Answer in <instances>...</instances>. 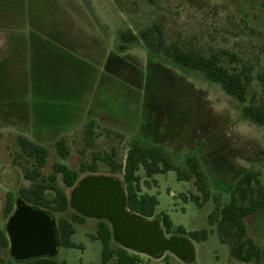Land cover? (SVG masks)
I'll return each mask as SVG.
<instances>
[{"label": "rangeland", "instance_id": "374dc122", "mask_svg": "<svg viewBox=\"0 0 264 264\" xmlns=\"http://www.w3.org/2000/svg\"><path fill=\"white\" fill-rule=\"evenodd\" d=\"M263 1L92 0L99 9L100 19L110 24L113 37L110 34L111 51L122 53L118 48L120 32L138 34L154 22H162L169 44L180 43L206 54L226 48L238 56V65H253L255 80L248 96H255L257 104H264V80L259 78V75L264 77ZM36 8L39 11L38 6ZM127 50L138 58L136 63L132 62L138 74L131 73V70H116L113 64L111 69H107L105 62L96 63L90 75H78L74 82L69 79L68 92L57 95L45 93L48 99H44L43 103L53 106L50 121L64 120L63 113L66 112H82V103L89 102L94 112L107 114L110 124L94 118L96 137L91 147L86 146L84 136L92 119L83 125L66 123V131L56 134L55 139L41 141L49 150L44 173H52L57 161L70 168H78L81 161L91 162L94 153L110 152L113 147L117 150L118 159L124 160L132 138L162 146L177 169L147 178L144 176L145 169L141 167L138 174L144 177L142 192L157 196V216L162 212L170 216L173 231L167 236L179 235V227H184L188 232L207 229L209 235L207 240L200 242L190 238L195 248L193 262L182 261L166 251L160 259L140 254L143 264H264V259L260 263H245L233 258L230 245L220 240L216 225L209 223L216 199L222 206L227 204L231 197L230 190L244 172H260L264 184V125L257 126L243 120L240 104L227 95L220 85L205 80L201 73L183 69L168 61L165 65L174 78L170 75L166 78L153 68L155 64L149 62L148 50L142 42L129 45ZM132 74L136 77H132ZM4 116V110L0 109L1 229H5L7 223L3 215L7 194L12 192L17 198L20 188L30 185L24 178L19 160L15 161V156L20 152L18 136H29L22 133L26 125L11 124ZM40 120L44 121L42 118ZM42 124L48 128L54 125ZM61 137L68 141L71 152L68 160L61 159L55 147L56 140ZM188 155L198 158L208 178L211 186L208 200H203L195 178L185 180L178 177L179 169L188 170L185 164ZM21 161L25 164V159ZM88 175H112L122 181L124 179L122 173L112 174L110 167L103 163L96 172L81 174V179ZM59 183L65 187L61 177ZM66 191L71 195L72 189L66 188ZM190 194L200 195L203 204L199 205L191 199ZM71 212L72 209L68 214ZM245 221L248 234L264 247V209L253 213ZM97 226L98 219L90 217H86L84 223H76L73 241L84 248L61 246L55 258L67 264L100 263L101 242L91 238L92 234H96ZM2 255L5 260L11 259L10 248L3 249Z\"/></svg>", "mask_w": 264, "mask_h": 264}, {"label": "trees", "instance_id": "16d2710c", "mask_svg": "<svg viewBox=\"0 0 264 264\" xmlns=\"http://www.w3.org/2000/svg\"><path fill=\"white\" fill-rule=\"evenodd\" d=\"M264 6V1H263ZM119 50L121 54L110 56L109 64L117 69L137 73V67L132 64L138 58L129 52L131 44L143 43L148 50L150 63L154 62L157 73L161 76L170 75L166 62L180 66L183 69L201 73L205 80L220 85L223 91L233 97L240 104L241 118L257 126L264 125V104H257L255 96L249 98V88L255 80L254 66L242 64L238 56L229 49L220 48L206 54L194 47L186 48L180 43H168L165 38L162 22H154L141 30L138 34L132 31H122L119 34ZM156 59V60H155ZM113 61V63H112ZM161 71L159 72V70ZM132 77H136L132 74ZM264 80L263 75H259ZM135 80V79H134ZM96 137V123L90 121L85 130L84 140L86 146L91 147ZM20 152L15 156V161L23 167L24 178L30 182L29 186H22L19 197L31 204H37L51 210L57 219L61 246L67 248L78 247L83 249L82 244L73 241L76 232L75 224L84 223L86 217L76 212L70 205V195L66 188L73 189L81 179V174L96 172L100 163L110 167L112 174H123V185L127 193L128 208L149 219L157 216L159 200L156 195L142 192L143 175L138 174L141 167L145 169V177L152 178L155 174L165 173L171 169H177L168 151L157 144L132 138L127 148L124 160L118 159L115 147L110 152H96L91 162L81 161L78 168H70L66 164L57 161L53 165V172L49 175L44 173L47 165L49 150L46 146L19 135L17 138ZM55 147L61 159L68 160L71 155L68 141L65 137L56 140ZM25 159V164L21 160ZM187 171L178 170L179 179L190 180L195 178V184L203 195V200L211 197V186L201 164L195 155L185 157ZM61 177L65 187L59 183ZM230 201L222 206L216 199V206L209 215V223L216 225L219 238L222 242L230 245L231 256L239 261L260 263L264 259V247L258 244L248 234V226L245 219L253 213L264 209V184L260 179V172L246 171L237 180L230 190ZM191 199L199 205L203 204L201 196L190 194ZM189 197H186L188 199ZM12 192L7 194L4 208L5 218H9L15 208L17 200ZM72 212L68 214V211ZM59 215V217L57 216ZM167 235L173 231V222L166 213L157 216ZM179 234L187 235L195 241H205L209 231H186L184 227L178 228ZM92 239H98L102 245V258L98 264H143L139 253L123 248L113 238L112 227L106 220H98L97 232L91 235ZM10 248V241L6 230L0 228V264H67L54 258H39L28 262L17 263L12 258L5 260L2 255L3 249Z\"/></svg>", "mask_w": 264, "mask_h": 264}, {"label": "crops", "instance_id": "0c3cea01", "mask_svg": "<svg viewBox=\"0 0 264 264\" xmlns=\"http://www.w3.org/2000/svg\"><path fill=\"white\" fill-rule=\"evenodd\" d=\"M110 28L92 0H0V109L4 118L26 125L22 133L37 142L55 139L66 131V123L83 125L99 118L109 125L107 114L94 112L89 102L82 103V112H66L64 120L50 121L53 106L43 102L48 99L45 93L68 92L69 79L74 82L78 75H90L96 63L105 62L111 69L109 58L116 53L110 50ZM42 123L54 125L48 128Z\"/></svg>", "mask_w": 264, "mask_h": 264}, {"label": "water", "instance_id": "95a60500", "mask_svg": "<svg viewBox=\"0 0 264 264\" xmlns=\"http://www.w3.org/2000/svg\"><path fill=\"white\" fill-rule=\"evenodd\" d=\"M123 182L112 175H88L70 195L72 208L85 217L110 223L114 240L135 253L160 259L166 251L185 262L195 260V248L184 235L167 236L158 219H149L128 208ZM10 255L17 263L54 258L61 247L55 214L19 197L5 227Z\"/></svg>", "mask_w": 264, "mask_h": 264}]
</instances>
